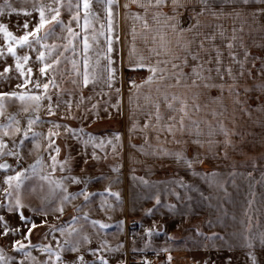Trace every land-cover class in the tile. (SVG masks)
<instances>
[{
    "label": "crops",
    "instance_id": "crops-1",
    "mask_svg": "<svg viewBox=\"0 0 264 264\" xmlns=\"http://www.w3.org/2000/svg\"><path fill=\"white\" fill-rule=\"evenodd\" d=\"M41 2L45 5L51 4L53 8L58 7L52 4L51 0ZM127 2L128 0H119V9L113 8L114 12L119 13L113 18L114 31L108 29L104 4L96 3L95 0L93 2L95 17L89 29L91 47L87 55L88 71L93 73L94 79L90 78L87 86H84L79 75L77 87L74 86L73 80H70V63L65 61L67 70L62 66L61 72L58 71L54 76L58 87L49 86L51 102L54 106L59 103V107H54L55 115H49V101L45 100L41 109L43 108L47 112L45 114L52 119L46 130L59 133L54 137L58 139L56 146L60 147V151L57 154L48 147L49 143L46 144L47 169L64 174L88 173L102 169L111 174L117 166L119 171L123 169L125 159L130 165L135 160L137 168L141 167L149 173L166 169H174L177 172L184 170L182 178L186 182L182 190V217L178 216L179 220L182 219V248H171L168 253L173 258L182 260V264H264V243L261 242L264 238V15L253 16L255 10L261 7L242 3H215L211 7L225 15L218 19L209 14L198 18L201 27L197 28L196 32L201 35L196 37V42L190 50L199 53L201 63L212 59V62L205 63L204 67L213 71H205L203 74L210 75L211 80L208 82L217 87L167 89L170 95L175 93L187 98L190 118L198 121L200 125L199 130L189 124L187 131L170 135L167 132L144 128L148 123L147 113L154 111L145 97L150 96L155 100L159 95L157 87L162 88L163 84H174L175 81H158L150 86L144 85L135 89L131 87L130 81L143 84L150 73L143 68L134 71L129 65L136 63L140 57H144L145 64H155L157 59L164 58L149 52L152 45L144 39L142 21L135 20L134 16L138 13L145 15L153 28H159L162 23L157 24L153 20V14L162 11L172 15V9L170 6L159 10L149 8L145 13L144 9L135 4L124 8L123 5ZM9 3L19 14L11 13V10L7 9L5 15L0 16V23L6 24L16 36L25 31L22 26L26 21L29 23L27 30H32L39 14L32 11L33 4L30 0H9ZM3 6L4 0H0V7ZM192 7L193 5L189 4L187 10H180L182 14L178 23L182 28H188L183 26L182 19H190ZM21 10L32 14L24 15ZM195 11H200L199 5H195ZM235 12H240L241 15L237 17ZM46 14L52 13H48L46 9ZM58 19L75 32L81 33V28L77 27L72 19V13L65 7L60 8ZM190 21L192 24L196 23V20ZM64 25L53 22L47 26L53 29L52 35L44 41L49 48L34 45L39 51L45 52L47 61L53 62L57 58L60 62L74 60ZM217 25L222 27L217 28ZM241 26L243 31L237 32L238 39L232 41L234 47L231 51L235 52L243 67L231 61L228 55L230 50L225 47L233 35L232 29H239ZM133 29L136 32L135 39ZM164 30L169 32L171 47L176 54L184 56L185 52L176 47L175 34L169 29ZM220 31H224V37L220 36ZM110 32L115 35L113 43L117 44L116 50L119 53L111 65L107 58ZM42 34L43 31L40 35ZM194 35L195 32H187L185 38L192 39ZM211 35H215V40L205 41L204 50H201L200 41L204 36ZM92 36H95V41L91 40ZM73 44L78 52L80 72H83L84 58L81 55V47L75 40ZM213 45L223 53L221 70L231 66L234 78L225 73L221 79L215 72L217 65ZM65 46L69 51H64ZM5 47L6 41L0 34V48ZM19 51L22 55H30L32 61L29 62H35L37 68L35 51ZM245 51L248 53L246 60ZM67 53L70 54L65 56ZM197 63L198 61L189 57L188 66L183 67V72L190 75ZM170 67L169 65V69ZM109 69H116L111 87L107 83ZM34 78L36 80L37 76ZM188 83L191 84V79H188ZM220 86H223V92ZM36 91L42 94L44 90L41 88ZM193 95H197L195 102L201 105L199 111L191 107ZM161 112L168 114L164 105H161ZM213 112L222 115L214 117ZM185 123L188 124L189 121L186 120ZM53 124L59 125V128H54ZM221 127L227 130V136L220 131ZM102 143L103 147H100ZM53 146L55 147V144ZM94 152L97 158H93ZM177 153L183 156L182 160L176 158ZM50 156H55L59 162L66 161L63 170L59 165L53 170ZM207 165L212 172L197 171L207 168L204 167ZM139 170L137 172H140ZM260 260L263 261L259 262Z\"/></svg>",
    "mask_w": 264,
    "mask_h": 264
},
{
    "label": "rangeland",
    "instance_id": "rangeland-1",
    "mask_svg": "<svg viewBox=\"0 0 264 264\" xmlns=\"http://www.w3.org/2000/svg\"><path fill=\"white\" fill-rule=\"evenodd\" d=\"M215 3L226 5L223 0H213L211 6ZM249 4L264 7L262 3ZM182 24L189 27L192 21L183 17ZM112 29L114 31V25ZM114 39L115 35L110 32L112 51L108 53V57L113 62L119 56L116 50L118 46L113 43ZM3 50L6 53V47ZM17 54L22 55L19 49ZM65 61L70 63V80L77 81L74 84L77 87L79 75L73 69L71 61L63 60L59 65H54L53 69H50L51 76H55L58 71L60 73L62 66L66 67ZM73 61L80 71L78 52ZM9 65L14 68L15 61L13 57L6 55L0 59V72ZM26 67L33 68L32 80H35L36 76L41 81L51 78L40 77L35 62H29ZM8 76L10 78L7 80L0 79V92H27L32 89V84L25 89L16 88V84L28 77L18 79V73L15 71ZM32 91L40 94L35 89ZM41 107L37 111L34 105L29 106L25 112L20 102L14 101L8 104L4 116L0 117V140L8 146L0 150L4 153L0 155V165L3 162L10 163L9 169L0 168V189H3L0 191V205H11L16 209L10 212L7 207L0 206V216H3L10 229L17 230H10L9 234L4 236L3 228H0V256L4 258L0 260V264H80V256L84 258L83 264H100L101 258L107 260L108 264H143L144 261L149 264H182V260L173 258L168 251L171 248H182V219L179 220L178 216L182 217V190L186 182L182 178L184 170L177 172L174 169H166L149 173L141 167H138L139 170L135 160L130 165L124 159L123 169L119 171L117 166L111 174L102 169L88 173L52 172L47 169L45 161L46 144L50 142L46 126L52 119ZM29 119L36 120V123L32 125L29 138L24 139L23 143L22 134L14 133L11 129H8L9 136H3L5 126L9 123L16 126L14 121H19L18 126L23 132L27 129ZM33 133L37 135L33 137ZM52 139L55 141V147H58L57 137ZM9 150L15 155H7ZM32 166H35V170ZM204 167L207 168L197 171L212 172L208 165ZM138 170L140 172H137ZM17 172L23 173L26 178L22 177L23 182L19 189L15 187V180L9 188L5 181L8 176H15ZM73 178L81 182L74 183ZM8 192H11V196H7ZM84 193L87 194V199ZM65 197L68 199H64ZM59 208H63V212L53 211ZM41 209L43 212L34 211ZM21 215L36 225L31 234L28 233L31 223L22 220ZM94 221L98 223L94 225ZM100 223L108 227L101 229ZM85 236L88 238L87 242L83 239ZM17 241L26 246L22 251L18 250ZM73 244H78V251L68 250ZM45 246H50L53 253H59L60 260H57L55 255L49 259V254L42 251ZM93 250L96 255L92 254ZM25 253H28L27 258ZM150 256H155L156 259L150 260ZM169 256L172 258L170 262Z\"/></svg>",
    "mask_w": 264,
    "mask_h": 264
},
{
    "label": "snow or ice",
    "instance_id": "snow-or-ice-1",
    "mask_svg": "<svg viewBox=\"0 0 264 264\" xmlns=\"http://www.w3.org/2000/svg\"><path fill=\"white\" fill-rule=\"evenodd\" d=\"M25 2H29V0H25ZM30 2L33 4L32 11L38 12L39 19L38 21L33 25L32 30L29 29V23L26 21L22 28L25 30L23 33L19 36H16L13 34L12 31L9 30L8 26L4 23H0V34H2L3 39L6 41V53L3 49H0V59H3L6 55H10L14 58L15 66L9 65L3 68V71L0 72V79L7 80L10 77L8 76L9 73L15 71L18 73V79L20 77L27 76L28 79H24L21 83L16 84V88L18 89H25L28 87L29 84H32V89L39 90L43 88L42 94H36L33 93L32 89H28L27 92H17L15 90L10 92H0V117H3L6 111V108L10 102L19 101L22 110L27 112L29 106H33L35 110H39L42 106V102L47 100L49 101L47 105V111L49 115H55L54 107H59V103H57L55 106L52 104V97L48 93L49 86L51 85L53 88L58 87V85L55 83V77L51 76L50 69H53L54 65H59L60 60L57 58L53 62L49 63L46 60V55L44 51H39L38 48L34 47L40 46L42 48H49L47 44L44 43L53 33L52 28H48V25L55 24L57 25H64V22L59 18L60 16V8L65 7L66 10L70 13H72V19L76 22V26L81 28V33L75 32L70 26L64 25V30L68 34V45H71V51L73 55L76 54V45L73 44V41L75 40L77 44L81 47V55L84 58V71L80 72L77 68V64L75 61H72L73 69L77 71V74L81 76L82 83L84 86H87L89 83L90 78L94 79L93 73H90L88 71V51L91 47L90 44V37H89V29L91 27L92 19L95 17V13L92 10V5L94 0H51L52 4L58 5V7L53 8L51 4L45 5L41 2V0H30ZM96 3H103L104 4V10L105 14L108 18V29L109 31L112 30V23L113 18L115 15H118V11L114 12L113 8L119 9L120 3L119 0H95ZM213 0H128L127 3L123 5L124 8H128L130 4H135L138 8H142L145 10V13H147L149 8L154 9H163L164 7L170 6L172 9V15H168L167 13H163L162 11H158L153 14V20L157 24H161L162 26L159 28H153L152 25L149 24L148 20L146 19L145 15L136 14L134 16L135 20L142 21V28L144 31V39L146 43L152 45L149 47V52L156 56V57H164L163 59H157L155 64H145L144 63V57H140L136 63L130 64L129 67L132 70H138V69H147V71L150 73V75L143 81V84H137L135 81H130L131 87L135 89H140L144 85H152L153 83H156L158 81L163 82L167 80H174V84H163L162 88L157 87L156 91L159 93L157 98L153 100L150 96H146L145 100L149 103V105L154 109L153 112L147 113V119L148 123L144 125V128L146 129H152L156 130L158 132H167L170 135H175L176 132H184L187 131L189 128V124L194 126L197 130H199V122L191 120L190 113H189V104L186 97L177 95L175 93L169 94L167 89L172 87H185L188 89H199L200 87L205 88H212L217 87V85L209 83L208 81L211 80V76H205L203 73L207 71L208 73H211L213 69L208 68L205 69L204 64L205 63H211L212 59L210 58L206 62H199L200 56L199 53H193L190 49L191 46L196 42V37L201 35L199 32H196V29L201 27L199 24V17L204 16L205 14L211 15L213 18H219L221 15H225L222 11L217 12L215 9L211 7ZM225 4H235L237 2L242 3L244 5H248L249 3L257 2L264 4V0H223ZM193 5L191 12L189 13L190 19L196 20L195 24H190L188 28H182L179 23V17L182 14L181 9L187 10L188 5ZM195 5L200 6V11H195ZM7 9L11 10V13H17L19 14L18 10L14 7H12L11 3H9V0H4V6L0 7V16L5 15V12ZM46 9L48 13H52L51 15L46 14ZM23 11L24 15H31L32 13L26 10ZM235 11V10H234ZM83 13V15H81ZM233 13H227V15H232ZM235 15L239 17L241 15L240 12H235ZM264 15V8H258L253 13V16H260ZM161 17H163V21L161 22ZM83 21V23H81ZM217 28H221L222 26L217 25ZM164 29H169L171 33L175 34L177 37L176 39V47L180 49L181 51L185 52L184 56L177 55L176 52L171 47L172 41L169 39V32L165 31ZM43 31V34L40 35V33ZM243 27L241 26L239 29L233 28L232 29V37L231 40L225 45L226 48H228L230 51L228 53L230 59L234 63L241 64V67H243V63L237 59V56L235 52L231 51L234 47V44L232 41H235L238 39L237 32H242ZM187 32H195V35L192 37V39H186L185 33ZM133 38L135 39V29H133ZM220 36L224 37V31H220ZM215 35L211 36H204V38L199 43V48L201 50H204V43L205 41H214ZM117 41L119 40V37H116ZM92 41H95V36L91 37ZM108 49L107 52H111V41H108ZM242 46V45H241ZM54 47V46H53ZM17 49L22 50H28V51H35L37 53L36 61L39 63L37 64V70L40 74V77H49L51 78L41 81L39 78L36 80H32L31 76L33 73L32 67H26L29 64V61L31 60V56L28 54L24 55H18ZM213 50L216 52L215 61H216V68L215 72L217 75L223 79V75L226 73L229 77H233V72L231 66H228L224 68V70H221V65L223 63L222 56L223 53L220 51L219 48H217L215 45H213ZM64 51H69V48L67 46L64 47ZM248 53L245 51V60L247 59ZM189 57L194 60L198 61V63L192 68V72L190 75H186L183 72V67L188 66V59ZM108 58V63L111 65L112 61L110 57ZM179 61V62H177ZM163 65V67L161 66ZM169 65L171 66L169 69ZM116 69H109V76H108V86H112V80L114 79ZM242 74V73H241ZM234 78V77H233ZM188 79H191V84L188 83ZM74 84L77 83V81H72ZM221 87V91L223 92V86ZM231 92V89H230ZM197 99V95H193L192 97V109L195 111H199L201 109V105L197 104L195 101ZM239 102V101H237ZM161 105H164V107L167 110V115L165 113L161 112ZM212 115L215 117L217 115H222V113H216L213 112ZM13 119L14 118H10ZM37 119H39L37 117ZM188 120L189 123L186 124L185 121ZM154 121V122H153ZM15 127L13 123H9L7 126H5V130L3 131V136H9L8 129H11L12 132L17 134H22V140L21 143H23L24 139L29 138V132H31L32 125L36 123V120L29 119L27 122V129L22 132L21 128L18 126L19 121H14ZM54 128H59V125L53 124ZM211 128V126H209ZM71 131V130H69ZM221 132L224 133L225 136H227V130L221 127ZM33 137H35L37 134L33 133ZM59 135L58 132H52L49 131V148H52L53 151H55L57 154H59L60 149L58 147H53L55 141L52 139V137ZM147 142V141H146ZM110 143V141H109ZM39 147V144L36 145ZM7 144L3 143L2 140H0V150L7 148ZM100 147H103V143L100 145ZM4 153L0 151V155H3ZM7 155H15L14 152L9 150L7 152ZM177 159L182 160L183 156L179 153L175 154ZM93 158H97L95 155V152L93 153ZM50 160L52 161L51 167L53 170H55L56 166L59 165L60 169L63 170L64 163L65 162H59L56 160L55 156H50ZM39 163V161H38ZM189 166H191L189 164ZM33 170H35V166H32ZM0 168L8 169L9 165H0ZM24 174L21 172H17L15 176H8L5 183L9 185V188L12 187V181H16L15 187L17 189L20 188V185L23 182ZM74 183H80L81 181L73 178ZM0 191H3V189H0ZM66 191V189H65ZM85 199H87V194L84 193ZM7 196H11V192L7 193ZM75 198V197H73ZM64 199H68V197H65ZM159 202V201H157ZM3 207H7V210L12 212L15 211V207L11 205H0ZM34 211H40L43 212V210H34ZM53 211H60L63 212V208L59 209H53ZM21 219L25 220L26 223H31V221H28L25 217L21 215ZM96 221L93 222L95 225ZM36 225L34 223H31V227L28 228V233L31 234L32 229L35 228ZM99 227L101 229L107 228L108 225L100 223ZM0 228H3L2 235L7 236L9 234V231H17L15 229H10L7 222L4 221L3 216H0ZM63 231V230H61ZM71 234V233H70ZM149 235H151V232H149ZM27 238V237H25ZM84 241L87 242L88 238L85 236L83 237ZM262 243H264V238L261 240ZM67 243V241H66ZM16 245H19L18 250H23L26 246L21 243L20 241L16 242ZM16 245H13L15 248ZM35 247V246H33ZM69 251H78L79 246L78 244H73L69 249ZM43 252H46L49 254V259H51L52 255L56 256L57 260H60V254L59 253H53L52 248L50 246H45L42 248ZM165 251H167L165 249ZM93 255H96L95 250L92 251ZM28 253H25V258H27ZM3 256H0V260H3ZM171 256L168 257L169 262L171 261ZM78 261L80 264H83L84 258L83 256L78 257ZM23 264V262H21ZM100 264H108L107 260L101 258ZM143 264H149L148 261H144Z\"/></svg>",
    "mask_w": 264,
    "mask_h": 264
},
{
    "label": "water",
    "instance_id": "water-1",
    "mask_svg": "<svg viewBox=\"0 0 264 264\" xmlns=\"http://www.w3.org/2000/svg\"><path fill=\"white\" fill-rule=\"evenodd\" d=\"M5 164H7V165H9V168H10V163L9 162H3L1 165H5ZM8 168V169H9ZM3 169V168H2Z\"/></svg>",
    "mask_w": 264,
    "mask_h": 264
},
{
    "label": "built area",
    "instance_id": "built-area-1",
    "mask_svg": "<svg viewBox=\"0 0 264 264\" xmlns=\"http://www.w3.org/2000/svg\"><path fill=\"white\" fill-rule=\"evenodd\" d=\"M154 259H156L155 256H150V260H154ZM147 260H149V258Z\"/></svg>",
    "mask_w": 264,
    "mask_h": 264
}]
</instances>
